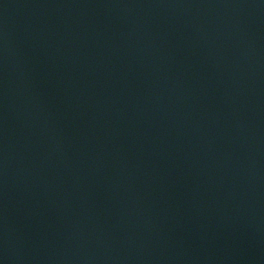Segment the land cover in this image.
Returning <instances> with one entry per match:
<instances>
[{"label":"water","instance_id":"water-1","mask_svg":"<svg viewBox=\"0 0 264 264\" xmlns=\"http://www.w3.org/2000/svg\"><path fill=\"white\" fill-rule=\"evenodd\" d=\"M0 264H264V0H0Z\"/></svg>","mask_w":264,"mask_h":264}]
</instances>
